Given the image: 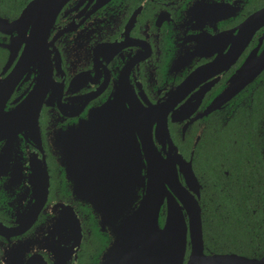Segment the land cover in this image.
Segmentation results:
<instances>
[{"label":"flooded vegetation","instance_id":"af4514ba","mask_svg":"<svg viewBox=\"0 0 264 264\" xmlns=\"http://www.w3.org/2000/svg\"><path fill=\"white\" fill-rule=\"evenodd\" d=\"M24 5L0 17L15 20ZM261 9L264 0H66L44 32L36 13L29 23L0 26V87L28 50L4 86L5 95L10 90L4 110L42 93L39 146L32 129L0 139V264H111L115 243L120 257L122 205L108 218V210L97 207L126 198V190L116 197L113 188L129 180L132 148L142 176L138 200L148 151L182 185L180 164L190 160L197 200L206 182L223 183L229 155L242 151L231 144H257V131L243 132L253 117L261 124L263 152L264 67L218 102L248 70L243 62L264 53V19L242 40L246 19ZM162 176L158 182L167 187ZM44 177L42 206L30 224L18 227ZM164 211L165 200L157 225ZM73 216L80 225L77 245Z\"/></svg>","mask_w":264,"mask_h":264},{"label":"water","instance_id":"95a60500","mask_svg":"<svg viewBox=\"0 0 264 264\" xmlns=\"http://www.w3.org/2000/svg\"><path fill=\"white\" fill-rule=\"evenodd\" d=\"M65 1L30 0L24 5L15 20L8 21L7 18L0 17V26L10 27L18 22L29 23L33 14L36 13V27H38V32H44L48 28L56 11ZM262 19H264V9L255 12L246 19L242 29L243 43L248 40L253 30L257 27V23H260ZM27 52L28 50H25L21 54L13 66L10 76H7V79L5 82H2L0 87V139L10 138L17 133L32 129L34 141L39 146L36 120L42 93L39 90L34 91L33 94L30 93L16 107L8 111L4 110L3 105L6 95L10 91L8 88L5 95L3 92L4 86L12 84L14 80L12 77L17 74V70L21 65L19 62H24ZM245 61L246 64L242 66L244 68L243 71L247 68L248 70L240 75L222 93L220 98H218V102L230 97L237 88L248 82L264 67V53L253 59L250 64L247 63V59ZM215 105L212 104L206 111L214 108ZM149 108L152 109L154 107ZM149 108L146 109L149 111ZM133 140L134 138H132V147L135 146ZM148 142H150L149 138ZM154 156L152 150L145 154L148 165L146 173L147 180L146 184L143 185V192L139 200L135 195V191L137 188L142 187V176L137 165V155L133 154L132 148L130 153L131 165L129 169H125V172L127 174L129 173V180L125 185L115 183L113 188L116 197L118 191L126 190V198L119 202L115 200L113 204L110 202H98L100 204L97 208L103 211L108 210L105 212L108 214L105 218L111 217L119 203L122 206L125 204V209L122 206L120 207L122 218L117 226V228H120L118 231L119 235L123 236L124 234L125 244L121 249L122 254H120V257L116 255L117 243L113 245L115 252L111 256L114 259L111 264H183L186 249L187 256L184 264H264V254L258 258L246 257L235 253L204 254L200 207L197 200L200 185L192 172L190 160H182L180 164L179 171L184 180V184L182 185L177 180L174 171L167 168H158V162L154 160ZM119 171L124 173V170ZM119 171H116V173ZM158 174H163L162 179L167 183V187L162 182H158ZM40 184L41 186L37 188L36 200L32 204L29 218L24 220V223L18 227H22L25 223L27 225L30 224L42 206L47 187L45 177ZM163 200H165L164 218L162 224L160 225L158 221L157 225V217ZM90 204L92 203L90 202ZM95 205L97 204L95 203ZM64 210L74 215L70 207H65ZM73 219V229L76 237L75 244L77 245L80 241V225L76 216H73ZM121 241L123 242L124 240L121 239Z\"/></svg>","mask_w":264,"mask_h":264},{"label":"trees","instance_id":"16d2710c","mask_svg":"<svg viewBox=\"0 0 264 264\" xmlns=\"http://www.w3.org/2000/svg\"><path fill=\"white\" fill-rule=\"evenodd\" d=\"M0 1V14L11 17L28 0ZM260 125L253 117L243 129L244 134L257 131L256 145L251 139L247 149L246 144L237 141L230 145L242 151L234 149V155H229L232 160L225 162L223 183L213 185L208 181L202 186L198 204L204 254L235 253L255 258L264 254V151H258Z\"/></svg>","mask_w":264,"mask_h":264},{"label":"rangeland","instance_id":"374dc122","mask_svg":"<svg viewBox=\"0 0 264 264\" xmlns=\"http://www.w3.org/2000/svg\"><path fill=\"white\" fill-rule=\"evenodd\" d=\"M246 64V61L243 62L242 66H244Z\"/></svg>","mask_w":264,"mask_h":264}]
</instances>
